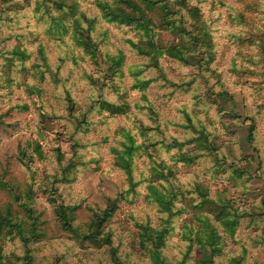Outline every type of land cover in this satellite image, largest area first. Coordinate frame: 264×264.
<instances>
[{"label": "rangeland", "instance_id": "1", "mask_svg": "<svg viewBox=\"0 0 264 264\" xmlns=\"http://www.w3.org/2000/svg\"><path fill=\"white\" fill-rule=\"evenodd\" d=\"M31 263L264 264V0H0V264Z\"/></svg>", "mask_w": 264, "mask_h": 264}, {"label": "trees", "instance_id": "2", "mask_svg": "<svg viewBox=\"0 0 264 264\" xmlns=\"http://www.w3.org/2000/svg\"><path fill=\"white\" fill-rule=\"evenodd\" d=\"M185 13V12H184ZM186 15H189V13H185ZM178 37L179 39H181L182 42L184 43H188L190 40L193 39V36H192V33H190L188 30H182L178 33ZM109 112V111H108ZM111 114H114V111H110ZM252 131L249 130V133H248V137H247V140L249 143H251L252 141ZM22 238H26L25 236H23ZM28 261H30V257L27 258ZM32 264V263H31Z\"/></svg>", "mask_w": 264, "mask_h": 264}]
</instances>
